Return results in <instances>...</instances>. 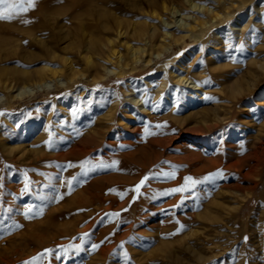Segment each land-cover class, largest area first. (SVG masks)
Masks as SVG:
<instances>
[{
    "label": "rangeland",
    "instance_id": "374dc122",
    "mask_svg": "<svg viewBox=\"0 0 264 264\" xmlns=\"http://www.w3.org/2000/svg\"><path fill=\"white\" fill-rule=\"evenodd\" d=\"M162 1L182 0H37L27 13L0 20V178L31 191L22 206L32 205L25 217L34 222L29 230L18 210L17 223L0 225V264H24L44 249L53 253L36 264H264V0L213 2L219 16L212 25L196 27L146 64L148 51L139 49L151 35L160 50L164 32L186 34L169 27L172 19H209L183 3L172 16ZM130 48L138 49V61ZM174 74L202 91L175 82ZM237 99L236 111L247 114L223 112ZM203 114L230 122L202 138L190 130L149 142L157 123L175 118L191 128ZM97 128L100 137L88 140ZM192 151L219 161L207 174L220 168L223 178L197 184L196 192L163 195L192 177ZM88 169L94 170L83 175ZM172 172L175 178L165 175ZM145 176L133 202L132 189ZM111 213L120 215H105Z\"/></svg>",
    "mask_w": 264,
    "mask_h": 264
},
{
    "label": "bare ground",
    "instance_id": "6f19581e",
    "mask_svg": "<svg viewBox=\"0 0 264 264\" xmlns=\"http://www.w3.org/2000/svg\"><path fill=\"white\" fill-rule=\"evenodd\" d=\"M167 1V0H166ZM170 1V0H169ZM168 1V2H169ZM231 1V0H230ZM246 0H240V4H242L243 2H245ZM172 2V1H171ZM176 2V1H175ZM213 2L217 3L218 5H222L224 4L225 0H213L212 2H210L208 4V6H205V5H200V4H196V3H193L192 0H182L181 3H183L184 5H186L188 7V9L190 11H194V12H197V11H201L203 14H207L209 15V19L208 20H204V19H197L195 16L193 15H185V16H181L180 17V20L181 22L177 25H175V20H171L170 21V24H173L172 26H169V27H175L177 29H180L181 31H184L186 32L185 35H181V36H176L173 32H164V39H165V43L162 45V48L160 50L158 49H153V45L155 42V37L153 35H151L147 41L145 42L146 43V48H141L139 49V53H143L144 51H148L147 54H148V59L146 60V64L147 63H150V61L152 60L153 58V55H155L154 57H157L159 58L161 54H164V55H167L170 53L171 49L173 48V46L178 42L179 39H184L185 37H187L188 35H191L192 36V33H194L196 27H206V26H210L212 25L213 22H215V20L218 18L219 16V13L214 10V6H213ZM180 3V4H181ZM231 3H233V1H231ZM179 4V5H180ZM154 5V4H152ZM178 4H173L171 3L170 5H167L164 1L161 2V9L162 11L163 10H166L168 13H170V15H174L176 14L177 12L179 14H181V10H180V7ZM185 6V7H186ZM211 6V7H210ZM152 15H154V10L153 12H151ZM178 14V15H179ZM228 15V14H227ZM32 16V15H31ZM157 16V14H156ZM32 19V17H30ZM161 19V17H159ZM163 18V17H162ZM159 19V20H160ZM187 20V21H185ZM188 20H190L188 22ZM168 24V23H167ZM200 28V29H201ZM201 31H203V29H201ZM118 33H120V29L117 31ZM188 33V34H187ZM194 40V38H193ZM111 53L115 55L114 53V50L112 49L111 50ZM138 54V49L135 50V49H132L130 48V55H131V60L132 61H138V57L137 55ZM115 60L114 62L118 65L120 62H121V56L120 55H115ZM124 64L126 65V63L124 62ZM260 66V64H259ZM186 67V66H185ZM112 70H107V73H115V72H111ZM172 72V71H171ZM51 73H53L51 71ZM172 78L174 79L175 82L179 83V84H182V85H186L188 86L189 84H192L193 83V86H190L191 88L193 87V91L195 92L196 90H199V91H202V86H200L198 83H196L195 81L193 80H189V77L185 76V75H179V74H174L172 75ZM40 87V84H35L33 87H28V86H23L19 92L17 94H15L16 97H20L21 95H25V94H29L32 92L33 88L34 89H38ZM198 100H201L202 97L200 96V93H198ZM133 98V97H132ZM132 101V100H131ZM135 101V100H134ZM137 102V101H136ZM238 103H239V100H232L230 105L228 106V108L226 109H223V112H226V113H229L230 115H232L233 113H240V114H247L249 111L247 110V108H241L239 110L236 111V107L238 106ZM139 104V103H137ZM140 106V105H139ZM141 107V106H140ZM139 107V109H140ZM145 110V109H143ZM168 117V116H167ZM162 119V118H161ZM163 120V119H162ZM195 122L197 124L191 126V128H188L186 126H184V124H182L181 120L179 119H175V118H170L169 120H165L163 122H160V123H157L155 125V128L151 129L150 130V134H148L149 136V142L150 143H158V142H161L162 140L164 141H170L172 140L173 138H178L180 137L181 135H188L190 134L189 131L192 130V135H195V136H198L200 138L202 137H205L207 134L211 133L213 130H216V129H219V128H222L223 126H226L227 124H229L230 121H226V122H221L219 120V118L216 116V115H213V116H208V115H205L203 114L202 116L198 117ZM147 124V122H145ZM152 123V122H151ZM155 124V122H154ZM144 125V124H143ZM157 125H159L160 127H157ZM106 126V125H105ZM108 126V125H107ZM148 127V126H147ZM141 129V128H140ZM91 132V131H90ZM103 132V131H102ZM100 133V129H96L94 131H92V133H87L88 134V140L89 139H95L96 137H100L101 134ZM99 134V136H98ZM137 134V133H136ZM163 135H166L164 138H159ZM137 136V135H135ZM139 136V135H138ZM140 137V136H139ZM209 137V136H208ZM137 138V137H136ZM141 138V137H140ZM224 138V137H223ZM84 141V140H82ZM137 141V140H136ZM144 141V140H143ZM200 141V139H199ZM85 142V141H84ZM83 142V144H84ZM88 142V141H86ZM99 142V141H98ZM142 142V141H141ZM148 142V144H149ZM193 142V141H192ZM202 142V141H201ZM212 142V141H211ZM205 143V141L203 142ZM209 143V142H208ZM86 144V143H85ZM161 144V143H160ZM166 144V142H165ZM194 144V143H193ZM196 144V143H195ZM101 145V144H100ZM150 145V144H149ZM202 145V144H201ZM214 145V144H212ZM84 146V145H83ZM82 146V147H83ZM94 146V145H93ZM141 146V145H140ZM151 146V145H150ZM154 146V145H153ZM197 147V146H196ZM223 147V146H222ZM228 147V146H227ZM88 148V147H87ZM147 148V147H146ZM157 148V147H156ZM142 149H143V146H142ZM154 149V148H153ZM211 148H209L208 150H210ZM217 150V149H216ZM84 151V148H80L78 150V153L80 155L81 152ZM88 151V150H87ZM134 151V150H133ZM138 151V150H137ZM211 151V150H210ZM218 151V150H217ZM89 152V151H88ZM153 152V151H152ZM201 152V151H200ZM216 152V151H215ZM70 154H72L73 156L76 154L77 155V152L75 149H71L69 151ZM87 153V152H86ZM135 153V152H134ZM154 153V152H153ZM183 153V152H182ZM133 153H128L124 156H127V157H130L132 158ZM144 154V153H143ZM202 154V153H201ZM201 154L195 152V151H192V178L195 177L197 180H202L204 176L207 175V173L219 166L220 162L219 161H213L211 159H206V158H203L201 156ZM218 154V152H217ZM135 154H133L134 156ZM142 155V154H141ZM205 155V154H204ZM209 155V154H208ZM107 156V155H106ZM109 156V154H108ZM207 156V155H206ZM220 156V155H219ZM218 156V157H219ZM81 157V155H80ZM118 157V156H117ZM144 157V156H143ZM149 157V156H148ZM158 152L156 153L155 151V155H154V161H156L158 159ZM216 157V156H215ZM136 158V157H135ZM147 158V157H146ZM217 158V157H216ZM78 159V158H77ZM138 159V158H137ZM161 159V158H160ZM187 159V158H186ZM185 159V160H186ZM191 159V158H190ZM218 159V158H217ZM14 160V159H13ZM93 163L94 164H97L98 163V160H95L93 159ZM105 160V159H104ZM109 162L112 161L111 158H108ZM124 160V159H123ZM139 160V159H138ZM141 160V159H140ZM220 160V159H218ZM142 161V160H141ZM160 161V160H159ZM188 161V160H187ZM203 161L205 163H203ZM125 162V161H124ZM131 162V161H130ZM138 162V161H137ZM161 162V161H160ZM107 163V162H106ZM140 163V162H139ZM169 163V162H167ZM127 164V163H126ZM130 164V163H129ZM133 164V163H132ZM98 165V164H97ZM95 165V166H97ZM135 165V164H134ZM152 165V164H151ZM168 165V164H167ZM117 166V164H116ZM136 166V165H135ZM137 166H139L137 164ZM176 166V165H175ZM3 167V164L0 163V168ZM167 167V166H165ZM177 167V166H176ZM223 167V166H222ZM133 168H136V167H133ZM147 168V167H146ZM137 169V168H136ZM135 169V170H136ZM141 170V168H140ZM139 170V171H140ZM220 170V168H219ZM131 171V170H130ZM129 171V172H130ZM118 172V171H117ZM165 173V172H164ZM45 174V173H44ZM127 174V173H126ZM4 175H7V174H4ZM185 176V175H184ZM109 179H112V180H117L116 179V176H107ZM106 177V178H107ZM29 178V177H28ZM164 178V177H162ZM87 179V178H86ZM119 179V177H118ZM122 179V178H120ZM127 179V178H125ZM123 179V180H125ZM220 179V178H218ZM217 179V180H218ZM96 180V178H95ZM7 181H9V176H2L0 178V225L2 226H5L3 225L4 223H6V225H9V226H12L13 224L17 223L19 221V219L17 218H14L12 215L13 213L15 212H18V210H20L22 212V215L25 217L29 214H33L31 212H33V207L32 205L30 206H22V201L27 198L28 194L31 193V191H29L27 189V187L25 185L21 186V185H16V186H13V185H10L7 183ZM65 181V180H64ZM73 182V181H72ZM207 182V181H206ZM205 182V183H206ZM65 183V182H64ZM75 183V182H73ZM72 183V184H73ZM111 183V182H110ZM121 183V182H120ZM158 183V182H157ZM81 184V183H80ZM113 184V183H112ZM161 184V183H160ZM64 185V184H63ZM87 185V184H86ZM206 185V184H205ZM58 186V185H57ZM74 186V185H73ZM82 187V186H81ZM86 187V188H85ZM83 188V190H87V186H85ZM105 187V186H104ZM211 187V186H210ZM60 188V187H59ZM65 188V186H64ZM196 189V188H195ZM195 189L192 188V191L191 192H196ZM200 189V188H199ZM198 189V191L200 192V194L202 193L200 190ZM209 189V188H208ZM211 189V188H210ZM60 190V189H59ZM156 190V189H155ZM191 190V189H190ZM154 191V190H152ZM157 191V190H156ZM155 191V193H156ZM204 191V190H203ZM208 191V190H207ZM206 191V192H207ZM83 192V191H82ZM187 193V192H186ZM211 193V192H210ZM156 195H158L156 193ZM155 195V196H156ZM205 195V194H204ZM7 196H9V198H6ZM155 198V197H154ZM205 198V197H204ZM197 200H200V199H197ZM153 201V199H152ZM151 201V202H152ZM196 201V199H195ZM199 203V202H197ZM168 204V202H167ZM194 207V206H193ZM28 208H31L32 211L27 213V215H25V211L26 209ZM196 208V206H195ZM26 218V217H25ZM26 220H28L26 218ZM33 226H34V222L32 223L31 221H27L26 222V227L30 230V229H33ZM8 227V226H7ZM46 227V226H45ZM27 230V229H26ZM9 231V230H7ZM27 232V231H26ZM29 234V233H28ZM19 235V234H18ZM27 235V234H26ZM8 236V235H7ZM10 236V235H9ZM13 236V235H12ZM8 238V237H7ZM11 238V236H10ZM11 241V240H10ZM106 250H107V247H106ZM105 251V250H104ZM34 253V252H33ZM99 254V253H98ZM103 254V253H102ZM105 254V253H104ZM103 254V255H104ZM100 257V256H99Z\"/></svg>",
    "mask_w": 264,
    "mask_h": 264
},
{
    "label": "snow or ice",
    "instance_id": "6c2138e0",
    "mask_svg": "<svg viewBox=\"0 0 264 264\" xmlns=\"http://www.w3.org/2000/svg\"><path fill=\"white\" fill-rule=\"evenodd\" d=\"M37 4V0H0V20L2 21H11L13 20L16 16L21 15L22 13H27L29 10L34 9L36 7ZM24 23H28L27 20L24 21ZM207 83V81H206ZM157 127H160L159 125H157ZM47 143V142H46ZM115 162H113L112 165H100V167H114ZM73 165L69 164L68 167H72ZM94 169H88L86 170L83 175H87V171H91ZM165 175H167L170 178H175V173H166ZM224 173L222 170H217L213 173H209L206 176L203 177V180H194L191 176L189 177H185L184 178V184H182L179 187L173 188L171 189L169 192L163 193V195H172L174 193H184L186 191H188L190 188H195V186L199 183H202L204 181H209V180H215L217 178H223ZM76 178L73 177L72 180L68 181L69 186H71L72 181L75 180ZM149 179L148 176L143 177L139 183L135 186L134 189H132V191L136 192L137 195L133 196L132 200L133 202L137 199V197L141 194L140 193V189L144 186L145 182ZM110 191L112 192H116L115 189H110ZM126 192H120L117 193V195L120 196L121 199H123V197L126 195ZM62 196H55V197H51L50 199L56 200L57 202L59 201V199H62ZM131 206V205H130ZM128 209H123V211H127ZM32 209L28 208L25 211V215H27V213L31 212ZM43 211V209L40 210L39 213H37V215L41 214ZM106 216H111V217H118L120 215V213H111V214H105ZM16 227H20V225H15ZM184 226L181 225L180 228L182 229ZM180 229H178L179 231ZM88 233H84V236H87ZM247 239V238H245ZM122 246V245H121ZM76 249L79 251V245L75 246ZM92 250H96L99 245L98 244H92ZM65 252H67V249H65ZM53 253L52 249H44L43 252L38 253L35 257H32L31 260L25 261L24 264H36V261H38L41 257H46L50 254ZM60 258V255L57 254V259ZM127 259V257H125Z\"/></svg>",
    "mask_w": 264,
    "mask_h": 264
}]
</instances>
